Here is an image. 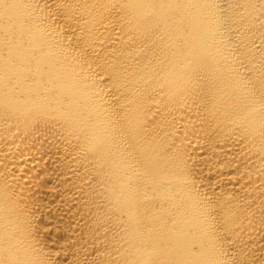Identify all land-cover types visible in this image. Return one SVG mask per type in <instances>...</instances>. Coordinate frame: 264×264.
I'll return each mask as SVG.
<instances>
[{
	"label": "bare ground",
	"instance_id": "1",
	"mask_svg": "<svg viewBox=\"0 0 264 264\" xmlns=\"http://www.w3.org/2000/svg\"><path fill=\"white\" fill-rule=\"evenodd\" d=\"M0 264H264V0H0Z\"/></svg>",
	"mask_w": 264,
	"mask_h": 264
}]
</instances>
